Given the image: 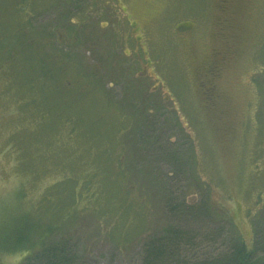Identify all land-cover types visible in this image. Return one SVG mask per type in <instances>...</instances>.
I'll return each mask as SVG.
<instances>
[{
    "label": "rangeland",
    "instance_id": "1",
    "mask_svg": "<svg viewBox=\"0 0 264 264\" xmlns=\"http://www.w3.org/2000/svg\"><path fill=\"white\" fill-rule=\"evenodd\" d=\"M173 1L178 6L172 7ZM208 5V0H0V40L14 41V30L26 44H36L44 34L60 35V70L64 58L79 64V72L62 68L63 91L84 86L85 76L108 81L106 100L97 90H78L83 114L96 123L93 131L103 128L99 136L116 139L115 129L130 123L112 111L111 104L122 100L146 110L149 127L158 128L167 151L178 153L184 165L180 175L170 176L168 163L127 143L124 158L119 156L123 169L150 173L147 179L131 176L125 192L111 163L94 164L101 155L96 142L71 133L72 127H83L78 102L60 101L59 133L39 131L45 125L32 117L39 111L20 79L27 70L22 57L0 64V240L21 222L33 226L15 250L0 252V264H22L62 241L74 246L85 264H140L144 242L172 224L155 176L185 202L221 207L232 220L229 225L212 214L224 236L188 256L199 259L223 249L233 234L249 250L264 247V0L237 10L212 105L201 94L199 75L212 54L225 48L215 38ZM188 21L194 26L181 39L175 26ZM69 29L78 36L75 41ZM66 114L71 121L65 122ZM141 193L148 199L141 202ZM56 225L57 231L47 232Z\"/></svg>",
    "mask_w": 264,
    "mask_h": 264
},
{
    "label": "trees",
    "instance_id": "2",
    "mask_svg": "<svg viewBox=\"0 0 264 264\" xmlns=\"http://www.w3.org/2000/svg\"><path fill=\"white\" fill-rule=\"evenodd\" d=\"M70 30L72 29L68 30L69 37L70 39L73 38L75 41L78 36H73ZM12 33L11 38L14 41L4 38L0 40V64L10 65L16 63L18 57H22L27 70L20 77L21 82L23 87L28 89L32 95L31 103L39 107V109L35 107V110L39 111L38 116L34 110H31V112L34 111L32 112V117L43 120L45 125V127L39 125L37 130L43 131L44 129V132L47 133H59L60 101L64 104L66 103V106L68 103L73 105L78 102L76 104L79 111L78 122L83 127L78 131H75L72 127L71 133L73 132L74 135L77 133L78 136H84L86 140L90 142H96L95 147L101 155L96 158L94 164H104V162L111 163L115 168L116 177L125 184L126 188L123 186L124 191L130 188L128 183L132 178L131 176L136 174L134 176L136 179L139 176L147 179L146 176L150 173L145 171L139 174L135 173L133 169H123L119 156L124 158L127 151V143H132L138 151V148L142 147L147 152L148 157H153L154 160L161 159L168 163L171 166L170 169L173 170L170 176L172 174L180 175V172L184 168V165H182L183 158H180L178 156L179 154L176 152L170 154L167 151L166 146L169 143L165 142V140L158 135V128L154 129V127H149V122L145 117V109L137 110L130 104L125 105L126 102L122 100L118 105L113 103L111 104L113 113L115 114L116 110H118L117 112H119L123 118L127 117L130 120L129 125L121 129H115L116 139L113 138L108 140L104 135L99 136L100 134L98 135V133L103 130V128L93 131V127L96 123L83 114L82 111L87 112V110H84V105L82 104L83 99L79 97L78 90L80 92L91 89L97 90L99 99L106 100L107 94L104 85L108 83V81L99 77L96 79L94 77L82 76L84 86L80 85L79 88L70 91V85H68V89L63 91L61 87L62 82H65L64 80H66L67 76L61 71L62 68H67L69 66L73 70L75 69L79 72V64L76 63L75 60L64 58L60 70V46L58 41L60 35L58 36L55 32L52 33L51 36L44 34L42 38L36 41V44H26L17 38L19 35L18 32L14 30ZM33 36L37 37L36 33L33 32ZM49 48H51L50 51L48 50ZM28 65L29 68L27 67ZM215 96L216 100H214V103L208 102V104L212 105L218 101L216 89ZM71 118L72 116L67 114L63 117V119L66 120L65 122L71 121ZM116 151L117 154L114 155L113 152ZM154 176L155 175L152 177ZM75 177L77 178V176L69 177V180L74 181L73 178ZM155 180L161 183L160 190L164 199V211L172 224H169L158 237L144 242L142 245L140 264H264V247L260 251H257L255 248L249 250L240 240L241 238H234V234L230 236L231 240L229 239L223 242V245H221L224 246L223 249L214 248V250L208 251L206 255L200 254L199 259L188 256L190 251L192 252L198 245L213 247L217 244L218 240L224 236V227L218 228V226L215 225L217 223H213L212 214H219L221 219L229 225L232 223V220L228 212L223 208L220 207L217 211L219 208L218 206L211 207V205L208 206L203 203L189 204L185 202L183 197L175 193L177 191L173 190L171 185L167 184L163 179L160 180L159 176H155ZM52 190H54L53 186L49 188V191ZM56 191L60 196V182L56 185ZM141 194V202L148 199V194ZM52 213L55 214V208L52 209ZM56 215L57 214H55L54 217ZM58 228L59 225L51 226L50 228L47 226L46 230L48 233H51L57 231ZM32 230V225L21 222L16 229L14 228V231H8L5 237L0 240V252L15 250L16 246L14 244L16 243L17 245L24 241L27 233ZM256 235H258V238L254 245L257 247L260 245V240H258L260 235L258 233H256ZM258 254H260L262 258L259 257ZM81 260L82 259L75 251V247L70 245L67 241H62L45 247L35 255L25 259L22 264H85Z\"/></svg>",
    "mask_w": 264,
    "mask_h": 264
},
{
    "label": "flooded vegetation",
    "instance_id": "3",
    "mask_svg": "<svg viewBox=\"0 0 264 264\" xmlns=\"http://www.w3.org/2000/svg\"><path fill=\"white\" fill-rule=\"evenodd\" d=\"M208 2L209 9L214 12V25L216 30L215 38L218 39V42H221L225 48L222 49L221 52L216 51V53L212 54L210 60L206 63V67L202 68V73L199 75V77H201L202 79L200 85L201 94L205 96L208 102L214 103V100H216V81L219 79L222 70L228 61L229 52L231 48V46H228V43L232 39V21L236 20L235 17L237 16V10L241 7H249V5H251V0H208ZM177 3L178 2L173 1L172 7L178 6ZM128 24L130 27V23ZM192 25L194 26V23L192 21L179 23L176 24L174 30L176 33L179 32L180 37L182 39L188 36L187 34H189V32L191 31ZM131 33H133V31L130 32V35ZM131 39L137 45L140 44L138 38L131 37Z\"/></svg>",
    "mask_w": 264,
    "mask_h": 264
},
{
    "label": "bare ground",
    "instance_id": "4",
    "mask_svg": "<svg viewBox=\"0 0 264 264\" xmlns=\"http://www.w3.org/2000/svg\"><path fill=\"white\" fill-rule=\"evenodd\" d=\"M20 241V240H19Z\"/></svg>",
    "mask_w": 264,
    "mask_h": 264
}]
</instances>
